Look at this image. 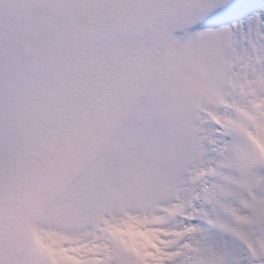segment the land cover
Instances as JSON below:
<instances>
[{
  "label": "snow or ice",
  "instance_id": "obj_1",
  "mask_svg": "<svg viewBox=\"0 0 264 264\" xmlns=\"http://www.w3.org/2000/svg\"><path fill=\"white\" fill-rule=\"evenodd\" d=\"M0 264H264V0H0Z\"/></svg>",
  "mask_w": 264,
  "mask_h": 264
}]
</instances>
